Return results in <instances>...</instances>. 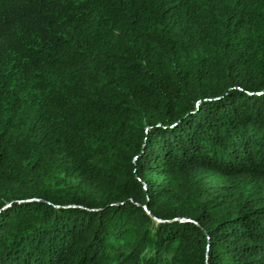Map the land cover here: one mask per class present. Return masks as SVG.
<instances>
[{
    "label": "trees",
    "instance_id": "16d2710c",
    "mask_svg": "<svg viewBox=\"0 0 264 264\" xmlns=\"http://www.w3.org/2000/svg\"><path fill=\"white\" fill-rule=\"evenodd\" d=\"M0 264H264V0H0Z\"/></svg>",
    "mask_w": 264,
    "mask_h": 264
}]
</instances>
